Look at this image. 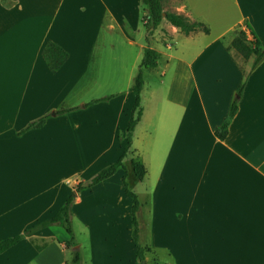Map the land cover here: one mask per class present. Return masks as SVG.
<instances>
[{"label":"crops","instance_id":"1","mask_svg":"<svg viewBox=\"0 0 264 264\" xmlns=\"http://www.w3.org/2000/svg\"><path fill=\"white\" fill-rule=\"evenodd\" d=\"M221 2L166 0L165 11L210 32L188 34L164 19L145 40L143 0H0V241L50 218L76 186L120 159L133 86L152 48L158 66L143 70L144 111L128 155L145 156L147 174L138 180L147 198L127 181L141 203V236L153 239L146 262L264 264V59L250 71L252 61L240 63L229 49L246 24L264 48V0H251L249 11L237 1L240 19L218 29ZM49 44L68 56L57 70L50 63L57 54L44 53ZM153 74L162 79L150 88ZM125 161L126 169L73 201L75 233L87 232L86 244L74 246L50 226L1 254L0 264H67L68 252L82 247L90 261L81 264H140L124 186L135 173Z\"/></svg>","mask_w":264,"mask_h":264},{"label":"trees","instance_id":"2","mask_svg":"<svg viewBox=\"0 0 264 264\" xmlns=\"http://www.w3.org/2000/svg\"><path fill=\"white\" fill-rule=\"evenodd\" d=\"M165 1L166 0H143L148 10L147 15L145 16V26L149 34H152L156 29H158V27L162 24L164 19H167L175 27L181 29L183 32L188 33V34L193 31H197V30H203L207 33L210 32V29L204 23L191 22L184 15L165 11L164 10ZM229 49L231 51H234L236 60L240 61V63H243V61H245L246 63L252 61V66H251L250 71L254 70L264 59V48L261 47L260 44L256 40H250L244 30L237 31L236 37L234 38L233 42L229 46ZM44 53L46 54V56L48 55L50 57L52 56V54H57V59L50 61L52 70H57L68 57L67 54L61 48L53 44H49L44 50ZM159 57H160V54L157 50L148 48L140 64L139 73L137 75L135 84L133 86V91L135 93L136 100H135L134 107L132 109L130 120L128 122L127 143L124 147V152L122 156L120 157V159L117 162L110 164L109 166H106L105 168H103L101 171H99L95 176H93L86 183H80L78 186H76V190H74L71 193V195L69 196L67 200L66 205L60 210H58L50 218L41 221L40 223L34 225L33 227H31L30 229L26 230L25 232L21 234H18L16 236H12V237H9V238H6L0 241V255L6 252L7 250H9L10 248L16 246L27 236L37 232L40 229L47 228L50 226H55V225L64 228L66 232L69 233L71 237L70 243L74 245L75 235H74L73 227H72L73 201L81 191L89 189L99 184L100 182L109 179L110 177L114 176L120 169H126L124 165V160L126 159V157H128L129 152L131 151V148L133 145L134 132L136 130L137 125L142 120L143 111H144L143 106H142V92L145 86V78H144L143 70L144 69H155L158 66ZM249 72L245 73V79L241 86L240 92L241 90H243L245 86L247 78L249 77V74H250ZM110 98L111 97L95 100L92 102V104L103 101V100L106 101V100H109ZM71 110L73 109L59 112V114L67 113ZM237 110H238V100H235L234 103L232 104L227 121L216 132L218 137L224 138L228 134L230 123L232 119L234 118V116L236 115ZM45 120L46 118H42L36 122L31 123L28 126L27 130L43 126L45 123ZM131 165H132V168H133V171L136 177L139 180H143L147 174V170L144 164H141L137 162L136 160L132 159ZM126 177L127 176L125 175L124 177L125 191L133 200L132 238L136 246L137 258L139 260V263L141 264L143 261L145 260L147 261L146 251H148V249L144 247L140 241L139 210L141 207V203L139 201L138 196L129 189ZM69 245L67 246L69 247ZM74 252H76L75 253L76 263L75 264H80L82 260L80 251L75 250Z\"/></svg>","mask_w":264,"mask_h":264},{"label":"rangeland","instance_id":"3","mask_svg":"<svg viewBox=\"0 0 264 264\" xmlns=\"http://www.w3.org/2000/svg\"><path fill=\"white\" fill-rule=\"evenodd\" d=\"M237 1L240 3V5L243 4V7H244V9L246 11L250 10L251 0H224V3L221 2L220 12H221V15L224 14L225 21H224L223 24H220L219 27H217L218 29H221V28H224V27L225 28L226 27H230L231 25H234L240 19L241 16H240L239 6L237 4ZM143 8L146 9V6L144 5L142 7V9H141L142 16L145 13ZM213 25H214V28L217 29L215 24H213ZM244 26L247 27V24L243 25V26H240V27L237 26L239 28V29L238 28L237 29L238 30H243ZM140 29H141V35L143 34L144 37H145V40H146L148 31H147L143 21L141 22ZM244 29H246L249 32V30L247 28H244ZM233 34H234V32L231 33V35H233ZM147 43L149 45L148 41H147ZM262 43L264 45V42H262ZM155 44H154V46L158 45V47H160L161 49H163L165 47L163 43L161 44V42H159L156 45ZM161 65L163 66L164 63L162 62ZM161 79H162V77L160 75H156V74L150 75L148 77V81L149 82L147 83V85L150 88L157 87L158 83H159V81ZM143 157H145V156H139V157L136 156L135 159L137 161H139V163L141 162V164H142L143 163L142 160L145 161V159ZM129 158L130 157L126 158V161H125L126 165H128V167L131 166V160ZM127 181L129 183V186H131V189H133L134 192L136 191L135 189H140V190H137V191H139L141 193L140 194L141 200L144 201L147 198L145 185H141V183L138 180V178L135 175H133V174H130L128 176ZM147 216H148V212L146 210L145 213H144V217L146 218ZM72 227H73V232H74V235H75L74 239H75V243H76L74 246L79 247L80 244H83V245L86 244L88 242V239H89L88 233L84 232L82 234H78V231L75 233L76 228H77V223H73L72 222ZM59 233L61 234V236H66V237H67V235L69 236V233H67L66 230L64 228H62V227H60ZM57 236L60 237L59 234H57ZM140 241H141L142 245L148 249L147 244H149L150 241L153 242V239L151 237H148V233H145L143 237L141 236V233H140ZM74 251L75 250L73 249L72 251L68 252L67 258H66L67 264H75L76 263L75 262V253L76 252H74ZM78 251H80L81 258L83 257L84 262H89L90 261V251H89L88 247H82ZM146 254L150 255L149 251H146ZM81 261L83 262V260H81Z\"/></svg>","mask_w":264,"mask_h":264},{"label":"water","instance_id":"4","mask_svg":"<svg viewBox=\"0 0 264 264\" xmlns=\"http://www.w3.org/2000/svg\"><path fill=\"white\" fill-rule=\"evenodd\" d=\"M141 264H147L146 260H145V261H143Z\"/></svg>","mask_w":264,"mask_h":264},{"label":"bare ground","instance_id":"5","mask_svg":"<svg viewBox=\"0 0 264 264\" xmlns=\"http://www.w3.org/2000/svg\"><path fill=\"white\" fill-rule=\"evenodd\" d=\"M24 259H25V257H24V258H22V259H21V261H22V260H24ZM21 261H20V262H21Z\"/></svg>","mask_w":264,"mask_h":264},{"label":"built area","instance_id":"6","mask_svg":"<svg viewBox=\"0 0 264 264\" xmlns=\"http://www.w3.org/2000/svg\"><path fill=\"white\" fill-rule=\"evenodd\" d=\"M246 31V30H245ZM255 47V46H254Z\"/></svg>","mask_w":264,"mask_h":264}]
</instances>
